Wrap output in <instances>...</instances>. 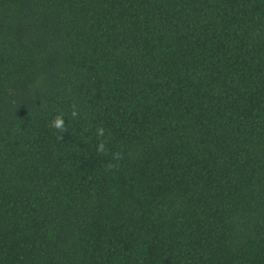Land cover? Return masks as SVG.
I'll return each instance as SVG.
<instances>
[{
  "label": "trees",
  "instance_id": "16d2710c",
  "mask_svg": "<svg viewBox=\"0 0 264 264\" xmlns=\"http://www.w3.org/2000/svg\"><path fill=\"white\" fill-rule=\"evenodd\" d=\"M0 264H264V0H0Z\"/></svg>",
  "mask_w": 264,
  "mask_h": 264
},
{
  "label": "clouds",
  "instance_id": "9594fccd",
  "mask_svg": "<svg viewBox=\"0 0 264 264\" xmlns=\"http://www.w3.org/2000/svg\"><path fill=\"white\" fill-rule=\"evenodd\" d=\"M71 117L73 119L78 118L81 115L80 109L77 107L76 103L72 104L71 108ZM51 127L56 129L58 132V139H62V134L68 131L67 125L65 123V117L63 113L57 114L53 120L51 121ZM96 135L98 137V143L96 145V151L100 155L108 156L111 155V161L106 163L105 171H111L114 168H118L119 161L123 159V155L121 152H110V149L103 139L105 136V129L102 126H98L96 129Z\"/></svg>",
  "mask_w": 264,
  "mask_h": 264
}]
</instances>
